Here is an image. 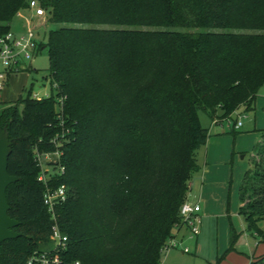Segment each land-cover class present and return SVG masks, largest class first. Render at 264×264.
<instances>
[{
    "label": "trees",
    "instance_id": "obj_1",
    "mask_svg": "<svg viewBox=\"0 0 264 264\" xmlns=\"http://www.w3.org/2000/svg\"><path fill=\"white\" fill-rule=\"evenodd\" d=\"M39 1L58 25L40 44L51 95L33 98L31 86L0 113L9 173L19 177L7 199L20 233L2 243L0 264H26L52 234L37 153L57 149L66 167L58 182L71 189L57 208L68 236L63 264H162L211 136L199 111L235 124L233 114L253 109L264 86V0ZM28 2L0 0V35ZM262 131L239 190V214L259 242ZM249 264H264V254Z\"/></svg>",
    "mask_w": 264,
    "mask_h": 264
},
{
    "label": "rangeland",
    "instance_id": "obj_2",
    "mask_svg": "<svg viewBox=\"0 0 264 264\" xmlns=\"http://www.w3.org/2000/svg\"><path fill=\"white\" fill-rule=\"evenodd\" d=\"M23 13L31 15L27 9ZM47 13L43 18H33V25L39 20L36 29L39 44L47 40L48 32L57 24L49 22ZM28 21L23 16L14 18L11 30L24 33L28 30ZM48 48H39L32 59L26 60L28 69L10 75L7 84L0 89V113L7 102H17L25 97L27 89L32 86L33 93L41 96L50 91L51 81L45 78L49 73ZM0 79V83H1ZM253 109L241 106L232 116L241 120L242 125L231 131L232 120L215 123L204 111H199V119L208 127L211 136L207 145L198 152L200 170L193 173L192 185L188 199H200L202 211L201 230L197 236L191 237L186 226L177 232L182 244L167 250L162 264H217V258L231 244L233 233L238 234L235 242L236 250L229 251L219 264H242L248 255L259 258L264 254V242L247 228L245 218L239 214V190L244 174L252 167V159L256 157L255 149L260 143L264 128V86L260 90ZM22 109V104L19 105ZM46 166V159L42 158ZM264 227V221L261 222ZM55 242L49 238L39 245V249L50 251ZM188 247L189 252H184Z\"/></svg>",
    "mask_w": 264,
    "mask_h": 264
},
{
    "label": "built area",
    "instance_id": "obj_3",
    "mask_svg": "<svg viewBox=\"0 0 264 264\" xmlns=\"http://www.w3.org/2000/svg\"><path fill=\"white\" fill-rule=\"evenodd\" d=\"M31 15L21 11L18 16H23L28 21V30L24 33H15L10 30L6 34L0 35V89L7 84L11 74L18 73L23 70L22 66H26V60L32 59L37 50L40 48L39 41L36 37L35 25L33 18H43L46 16V9L41 5L39 0H29L26 8ZM25 10V9H24ZM36 24V23H35ZM27 68V66H26ZM56 86V84H54ZM51 95L50 91L44 95L38 92L32 93L33 98L41 100ZM62 103V99H60ZM231 120V119H228ZM219 123V119L214 120ZM242 125L241 120H237L234 124L235 128ZM61 151L38 152L37 158L41 165V172L38 180L44 185V204L51 213L53 219V231L50 239L55 242V246L50 251L37 249L29 257L26 264H63L62 251L67 247L68 236L63 233L57 223V208L64 203L70 194V187L66 183H59V176L66 172V167L60 163ZM42 158L46 159V166L42 162ZM201 204L200 201L187 199L181 207L180 214L184 221V226L190 229L191 237L197 236L201 230ZM182 244V240H178L177 235L170 238L166 251L170 248H176ZM184 252H189V248L185 247ZM76 264H80L79 261Z\"/></svg>",
    "mask_w": 264,
    "mask_h": 264
},
{
    "label": "water",
    "instance_id": "obj_4",
    "mask_svg": "<svg viewBox=\"0 0 264 264\" xmlns=\"http://www.w3.org/2000/svg\"><path fill=\"white\" fill-rule=\"evenodd\" d=\"M40 26L39 20L35 24V28ZM26 69V66H22ZM12 153L10 135L7 126L0 129V252L2 243L5 240L17 238L20 233L15 230L19 225V221L10 216V204L7 199V189L13 182L19 180L18 176L9 173V157Z\"/></svg>",
    "mask_w": 264,
    "mask_h": 264
},
{
    "label": "crops",
    "instance_id": "obj_5",
    "mask_svg": "<svg viewBox=\"0 0 264 264\" xmlns=\"http://www.w3.org/2000/svg\"><path fill=\"white\" fill-rule=\"evenodd\" d=\"M260 92L261 91H259V93H258V95L260 94ZM257 95V96H258ZM264 129V128H263ZM261 136H262V139H261V141H260V143L263 141V132H261ZM210 138V137H209ZM209 140V139H208ZM259 143V144H260ZM191 185H192V183H191ZM190 197H191V199L193 200V197H192V195L190 194ZM193 201H200V199L198 198V199H194ZM201 204V203H200ZM240 206H241V202H240ZM201 211H202V208H201ZM184 227V226H183ZM182 227V228H183ZM182 228L179 230V231H181L182 230ZM179 231H177V232H179ZM247 255V257L245 258V261L242 263V264H249L252 260H254L255 259V256L254 255H248V254H246Z\"/></svg>",
    "mask_w": 264,
    "mask_h": 264
}]
</instances>
